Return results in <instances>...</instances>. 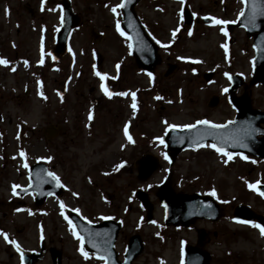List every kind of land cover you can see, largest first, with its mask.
<instances>
[{
  "label": "rangeland",
  "instance_id": "374dc122",
  "mask_svg": "<svg viewBox=\"0 0 264 264\" xmlns=\"http://www.w3.org/2000/svg\"><path fill=\"white\" fill-rule=\"evenodd\" d=\"M62 1L0 0V58L8 61L0 64V232L28 252L43 245L48 253L39 264H53L51 248L63 253V264H99L83 259L81 244L65 219L70 210L78 209L90 221L124 220L117 250H125L130 236L140 234L144 264H182V244L196 243L198 229L209 238L204 249L212 254L211 264H264V236L233 217L239 204L264 215V199L249 187L264 183V160L237 154L229 160L206 145L182 153L171 168L160 143L168 125L234 117L225 100L226 76L241 72L247 82L253 76L249 53L242 52L248 50L242 33L237 32V43L226 54L220 25L199 21L184 26L183 0H141L136 12L160 56L150 76L136 65L128 37L117 31V22L123 20L121 0H71L81 24L70 38L71 51L55 56ZM185 1L198 20L208 14L221 20L232 16L224 11L229 0ZM168 64L178 68L165 78ZM211 71L215 75L207 83L203 74ZM213 95L224 98L210 108ZM251 96L255 107L264 110V88H251ZM125 125L131 140L124 135ZM144 155L159 158V166L141 181L137 162ZM38 162L47 164L64 184L62 195L41 206L34 195L21 199L13 195L14 185H29L28 169ZM170 169L177 191L217 199L221 208L217 221L165 227L156 192ZM137 189L150 195L154 222L135 197ZM14 250L0 235V264H18Z\"/></svg>",
  "mask_w": 264,
  "mask_h": 264
},
{
  "label": "water",
  "instance_id": "95a60500",
  "mask_svg": "<svg viewBox=\"0 0 264 264\" xmlns=\"http://www.w3.org/2000/svg\"><path fill=\"white\" fill-rule=\"evenodd\" d=\"M139 1H122L125 6L121 8L123 12L121 29L129 36L132 52L137 63L145 71L152 72L159 62L158 50L135 12V6ZM61 7L63 10V24L62 29L57 34L55 49L57 55H62L67 51L69 46L68 39L74 29L78 28L81 23V16L73 12L70 0H63ZM248 7L249 12L251 11V6L248 5ZM185 11L186 23H192L191 13L187 9ZM258 39L254 44L257 55L253 60L255 77L250 83L251 86L259 83L264 84V44ZM175 69L176 66L171 65L166 76L172 74ZM210 78L211 75H206V79L210 80ZM234 80L236 84L230 89V94L232 95L230 103L237 112L235 119L225 124L211 122L212 124L222 125L223 127L220 128H212L209 125L196 123L194 124L195 127L191 129H169L165 136V145L167 148L166 156L171 165H174L178 155L182 152L202 147L207 143L223 148L227 152L250 154L264 158V128L261 126L264 123V112L253 108L251 98L247 94L242 99L233 97V93L243 83V80L238 77H235ZM216 104L217 101L213 102L211 106H216ZM1 119L0 114V121ZM260 135L263 137L259 138ZM157 167L158 160L155 157L145 156L139 160V178H149ZM29 172L31 185L28 188H17L16 195L18 197H24L28 193H36V203L42 204L50 196H58L62 193L63 187L58 186L48 176L51 171L45 164L37 163L30 167ZM257 191L261 195V192H264V185H258ZM136 194L142 206L148 210V219L153 220L154 206L149 196L143 191ZM157 196L165 207L166 226L188 227L199 219L217 221L220 218V207L214 197L211 195L177 193L173 188L172 174L161 184ZM262 196L264 197V195ZM234 218L239 221H256L264 227V217L256 214L249 206H237ZM69 220L72 221L77 232L84 238L86 250L105 258L107 264H130L143 250L140 237H132L127 248L126 261L120 263L115 253V243L121 228L119 222L106 220L103 223L93 224L83 220L75 213L69 216ZM200 238V241H203L201 235ZM183 253L185 256L183 264H209L211 259L209 253L190 245L184 247ZM52 254L54 264H61L59 254L56 251H52ZM35 260L36 258H30L28 263L33 264Z\"/></svg>",
  "mask_w": 264,
  "mask_h": 264
},
{
  "label": "flooded vegetation",
  "instance_id": "af4514ba",
  "mask_svg": "<svg viewBox=\"0 0 264 264\" xmlns=\"http://www.w3.org/2000/svg\"><path fill=\"white\" fill-rule=\"evenodd\" d=\"M247 3L248 5L251 6L250 8L251 11L249 12L245 11ZM234 6H236V9ZM224 11L226 12V14L232 15L225 19L226 21H229L230 23L226 25H220L221 26L220 29L223 28L224 31L228 33V35L225 36L224 32L223 31L221 32L224 41H226L227 48L231 49L237 43V36H238L237 32H241L242 37H244V41L248 46L247 48L248 50L245 49L242 52L249 53V59L252 61L253 58L257 55V52L254 48L255 41H257V39L259 38L260 41L264 44V0H249V1L229 0L228 4L224 6ZM241 13H243V15H241ZM240 19H241V25H237V23L239 24ZM195 22H197L195 25L199 24L198 20H196ZM232 57L234 56L232 55ZM245 91H246V86L243 85L237 92L236 94L237 97H243V95L245 94ZM213 97H211L210 100H212ZM216 97H218L217 99L219 100V102L223 101L224 97L219 96V95H217ZM225 100L228 101V95ZM123 227H124V224H123ZM124 252L125 250H118V257H119V260L121 261L124 260ZM46 253H48L47 250H45V254ZM14 254L17 257L18 264H21L20 255L15 250H14ZM26 254L29 255L31 253L27 251ZM59 254L61 255V261H63V253L59 251ZM142 257L143 255H141L138 259H136V261H134L133 264H144L143 261L140 262V258ZM97 260L99 261V264H104L103 260H100V259H97Z\"/></svg>",
  "mask_w": 264,
  "mask_h": 264
},
{
  "label": "snow or ice",
  "instance_id": "6c2138e0",
  "mask_svg": "<svg viewBox=\"0 0 264 264\" xmlns=\"http://www.w3.org/2000/svg\"><path fill=\"white\" fill-rule=\"evenodd\" d=\"M42 3H43V0H42ZM124 6H125L124 4L119 5V7H121V8L124 7ZM254 6H255V5H254ZM53 10H54V9H53ZM112 11H113V12H116V8H115V7L112 8ZM241 15H243V13H241ZM253 20H254V18H253ZM213 22H214L216 25H226V24L230 23L229 21L221 20V19H215V18H213ZM116 28H117V31H120V32H121V35H124V33H123V32L121 31V29H120V24H119V22H117V24H116ZM177 31H178V29H177ZM221 31L224 32V35H225V36L228 35V33H227L226 31H224L223 28L221 29ZM189 34H191V33H189ZM172 35H173V37H175V35H176V31H173ZM157 43H160V42L157 41ZM162 46H163V47H167V45H162ZM223 47H225V49H226V45H223ZM69 51H71V49H69ZM0 64H4V65H6V64H8V61L5 60V59H3V58H0ZM116 67L119 68V65H117ZM96 75L99 76L100 79H101L102 81L105 79L104 75H101L100 72H96ZM149 75L151 76V73H149ZM101 87H102V89L104 90L105 95H107V96H109V97L112 95V93L108 92V90H107L106 88H104L103 84L101 85ZM118 95L124 96V95H127V93L120 92V93H118ZM131 95H132L133 100L135 101V93H132ZM158 98H159V97H158ZM131 107L133 108V110H135V109H136V104L133 103V104L131 105ZM88 118H89V119H92L91 114H89V117H88ZM197 124H201V125H209V126L212 127V128H220V127H223L222 125L212 124V123H211L210 121H208V120H200V121H197ZM168 127H169V128H172V129H175V128L178 127V126H177V125H168ZM183 127H184V128H189V129H191V128H194L195 125L188 124V125H184ZM124 135H125L126 137H128L129 140H131V137L128 135V127H127V125H125V128H124ZM160 143H161V144L164 143V140H163L162 138L160 139ZM212 147H214L215 150H216L217 152H221V153H223V155L227 156L229 160L232 159V155H233L232 153H229V152L225 151L223 148L216 147L215 145H212ZM20 155L23 157V156L25 155V153H24V152H21ZM167 158H168V157L165 155V159H167ZM243 158H244V159H247V157H243ZM48 159L50 160L51 157H49ZM225 162H227V161H225ZM122 166H123V165H119L118 167H122ZM24 167H25V168L28 167L27 163H25ZM48 176L51 177V179H52L53 181H55V182L57 183L58 186H62V185L60 184L59 177H58L54 172H49V173H48ZM257 183H259V182H257ZM17 187H19V186H18V185H14V186H13V194H14V195L17 194V193H16V188H17ZM249 187H250V188H254L255 185H251V184H250ZM212 194L215 195V191H214V190H213ZM49 195H51V193H49ZM73 195H75V193H73ZM261 195H264V192H261ZM60 207H61V209H62V211H61V215H63V214H64V213H63V209H64V207H65V205L63 204V202H61ZM75 211L79 212L78 209H76ZM65 219H68V217L65 216ZM240 222H241V223H245V224H252V226L255 227V228H258V229L260 230V234H261L262 236H264V227H262L261 225H259V224H254V223H252L251 221H240ZM68 223H69L70 226H72V232H73V235L77 237L78 241H79L80 244H81V249H80V250H81V253H82L85 257H87V253L84 252V249H83L84 238H83L82 236H79V235L77 234V232H76V230H75V225H73V223H72L71 220H68ZM0 235H3V237H4V239H5L6 241H8L9 243L13 244V245L16 247V250H17L18 252L20 251V245H19L15 240H10V241H9V238H8V236H7L6 233H2V232H0ZM23 259H24V256H23V253L21 252V261H22V262H23ZM101 259H103V257H101Z\"/></svg>",
  "mask_w": 264,
  "mask_h": 264
}]
</instances>
